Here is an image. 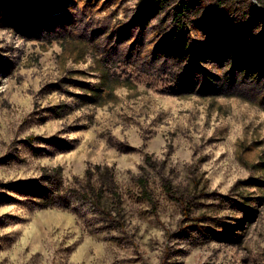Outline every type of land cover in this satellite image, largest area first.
I'll list each match as a JSON object with an SVG mask.
<instances>
[{
  "label": "rangeland",
  "instance_id": "rangeland-1",
  "mask_svg": "<svg viewBox=\"0 0 264 264\" xmlns=\"http://www.w3.org/2000/svg\"><path fill=\"white\" fill-rule=\"evenodd\" d=\"M188 2L0 0V264H264V8ZM180 40L196 87L143 63ZM97 166L118 227L37 207Z\"/></svg>",
  "mask_w": 264,
  "mask_h": 264
},
{
  "label": "trees",
  "instance_id": "trees-1",
  "mask_svg": "<svg viewBox=\"0 0 264 264\" xmlns=\"http://www.w3.org/2000/svg\"><path fill=\"white\" fill-rule=\"evenodd\" d=\"M189 0H178V6L175 7L173 14V23L177 31H182L185 28V20L189 18V14L192 11V8L188 2ZM261 8H264V0H257ZM156 1L153 4H158ZM181 39V37H180ZM244 40L242 39L240 43ZM185 45L182 40L179 42L177 48L173 47L162 53V58L167 61L168 59H175L178 61V67L176 68H166L164 63H160L161 58L154 59L153 61L143 60L144 65L152 64V69L154 71L153 80L158 82H165L167 87L169 85L178 87L190 88L192 85L196 87L194 83V69L196 67L195 59L190 56L188 49H185ZM133 53V50L131 51ZM150 77V76H149ZM151 80V81H153ZM98 179L102 180L99 187H96L94 184H91V179L93 174H90V170L87 172L88 182L86 188L82 187L77 190H67V189H55L50 188L45 190L43 196L36 202V205L40 209L44 208H70L73 205H85L88 204L90 208L104 217L105 221L112 227H118L119 221L122 217V200L119 193L116 190L114 183L113 173L111 169L107 167L101 169L96 167ZM99 171V172H98ZM141 185L144 187L143 182ZM54 187V186H52ZM106 188V189H105ZM111 196L113 202L111 204L107 203L108 197H105L104 194ZM37 197V195L35 196ZM110 198V199H111ZM117 224V226H115Z\"/></svg>",
  "mask_w": 264,
  "mask_h": 264
}]
</instances>
